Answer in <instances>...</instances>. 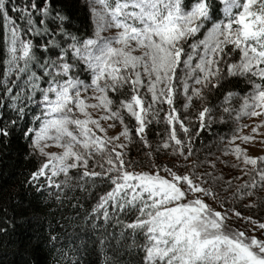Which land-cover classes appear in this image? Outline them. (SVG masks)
I'll use <instances>...</instances> for the list:
<instances>
[{
  "label": "snow or ice",
  "instance_id": "1",
  "mask_svg": "<svg viewBox=\"0 0 264 264\" xmlns=\"http://www.w3.org/2000/svg\"><path fill=\"white\" fill-rule=\"evenodd\" d=\"M257 136L264 0H0V264H264Z\"/></svg>",
  "mask_w": 264,
  "mask_h": 264
},
{
  "label": "trees",
  "instance_id": "2",
  "mask_svg": "<svg viewBox=\"0 0 264 264\" xmlns=\"http://www.w3.org/2000/svg\"><path fill=\"white\" fill-rule=\"evenodd\" d=\"M11 151V155L0 154V172H3V178H0V202H3L14 189L20 188V182L24 179V176L27 175L28 171L33 168V163L24 160L21 156L18 155L17 150L14 148ZM223 159L229 160L227 157ZM221 167L224 165H220ZM226 173L230 170L226 167L223 169ZM7 189V191H2L3 189ZM22 191V189H20ZM262 197H264V193H260ZM9 260L12 259L11 256L8 257ZM93 259H97V257H93ZM51 264V258H49ZM103 257H99L98 264H102Z\"/></svg>",
  "mask_w": 264,
  "mask_h": 264
},
{
  "label": "rangeland",
  "instance_id": "3",
  "mask_svg": "<svg viewBox=\"0 0 264 264\" xmlns=\"http://www.w3.org/2000/svg\"><path fill=\"white\" fill-rule=\"evenodd\" d=\"M253 119L256 120V118H253ZM257 122H258V120H257ZM245 123L251 124L252 121L246 120ZM249 132H250V128L244 129V134H248ZM110 134H111V132H110ZM261 139H262L261 137L257 136L256 139L254 141H252V142H249L248 145H241V146L242 147H246L247 150H248V152H249V154L252 155V156L262 155V154H264V143H260ZM237 143H240V142L237 141ZM48 150L49 151H58V149H56L54 147L53 148H50ZM227 158L229 160H231V161H234V158L231 157V156H228ZM218 167L224 169L223 166L221 167L220 165H218ZM257 235H259V233H257Z\"/></svg>",
  "mask_w": 264,
  "mask_h": 264
}]
</instances>
